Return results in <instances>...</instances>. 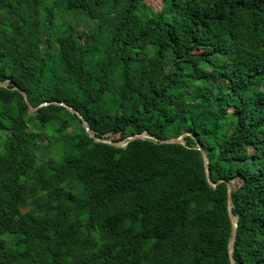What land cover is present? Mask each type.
<instances>
[{
  "label": "trees",
  "instance_id": "obj_1",
  "mask_svg": "<svg viewBox=\"0 0 264 264\" xmlns=\"http://www.w3.org/2000/svg\"><path fill=\"white\" fill-rule=\"evenodd\" d=\"M159 1L0 0V264H264V0Z\"/></svg>",
  "mask_w": 264,
  "mask_h": 264
},
{
  "label": "water",
  "instance_id": "obj_2",
  "mask_svg": "<svg viewBox=\"0 0 264 264\" xmlns=\"http://www.w3.org/2000/svg\"><path fill=\"white\" fill-rule=\"evenodd\" d=\"M8 86H9L8 80L0 81V88H8ZM11 89L18 91L21 94V96H22V98H23V100H24V102L28 108V111L33 112L38 107L45 106V105H48L50 103L62 106L64 108H66L69 112L76 115L77 118H79L81 120L82 126L85 129V132L90 138H92L95 142L108 144V145H111L113 147L123 148V147L127 146V144L130 141H133L135 139H142V140L147 139V140H151L153 142H157V143H161V144H181L183 146H186L183 138L186 136H190L194 140V148H196L201 154V158L203 160V166H204L205 179H206L207 183L209 184V186L212 188H215L218 183L223 182L222 179H219L217 182L211 181L210 176H209L208 158L206 156V153L203 150V148L201 147L199 140L188 129L183 130L179 136L174 137V138L158 139V138L154 137L153 135H150L146 131H142L141 133H135V134H132L130 136H127L126 138H124L122 140L114 141L108 137H103V136L97 137L95 135V132L89 127L87 121H85L76 110L69 107L67 104H65L63 102L52 101L50 103L49 102H43V103L39 104L37 107H33L29 103L25 92L21 88H19L18 86L12 85ZM226 187H227V212H228V216H229L230 223H231V234H230V238H229L228 244H227V253H228V259H229L230 264H235L233 256H232V252H233V246H234V242H235V238H236V232H237V215H233V213H232V208H233L234 204H233L232 197H231L230 184L228 182H226Z\"/></svg>",
  "mask_w": 264,
  "mask_h": 264
},
{
  "label": "rangeland",
  "instance_id": "obj_3",
  "mask_svg": "<svg viewBox=\"0 0 264 264\" xmlns=\"http://www.w3.org/2000/svg\"><path fill=\"white\" fill-rule=\"evenodd\" d=\"M146 4L150 6L153 10H158L160 7V1L159 0H145ZM83 21V22H82ZM80 22H74L71 24V31L74 32L76 28H82L84 24H87L88 21L82 19Z\"/></svg>",
  "mask_w": 264,
  "mask_h": 264
}]
</instances>
